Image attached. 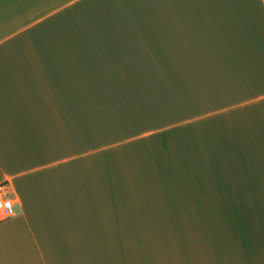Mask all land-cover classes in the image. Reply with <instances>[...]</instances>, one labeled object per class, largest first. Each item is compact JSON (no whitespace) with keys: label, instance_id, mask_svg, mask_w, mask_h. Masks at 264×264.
Masks as SVG:
<instances>
[{"label":"crops","instance_id":"crops-1","mask_svg":"<svg viewBox=\"0 0 264 264\" xmlns=\"http://www.w3.org/2000/svg\"><path fill=\"white\" fill-rule=\"evenodd\" d=\"M0 185V264H264V0H0Z\"/></svg>","mask_w":264,"mask_h":264},{"label":"trees","instance_id":"trees-1","mask_svg":"<svg viewBox=\"0 0 264 264\" xmlns=\"http://www.w3.org/2000/svg\"><path fill=\"white\" fill-rule=\"evenodd\" d=\"M155 61L157 63V60H155ZM152 62H153V60L147 59V58L140 59V60H137V59H135V60L130 59L129 60L130 68L134 67V69H137V67H143V69H140V70L146 71L144 74H138L139 76H137V74L128 76L127 83L130 87V92H129L130 94L129 95L137 94L136 88H138L139 84L142 85V83H140V82H142L144 80L145 81H148V80L151 81L152 74H150V72H152V70H153ZM115 77H116L115 80L121 79L119 76H115ZM167 77L168 76H166V78Z\"/></svg>","mask_w":264,"mask_h":264},{"label":"built area","instance_id":"built-area-1","mask_svg":"<svg viewBox=\"0 0 264 264\" xmlns=\"http://www.w3.org/2000/svg\"><path fill=\"white\" fill-rule=\"evenodd\" d=\"M13 213V203L6 196L4 187L0 185V217L1 219H6L12 216Z\"/></svg>","mask_w":264,"mask_h":264},{"label":"rangeland","instance_id":"rangeland-1","mask_svg":"<svg viewBox=\"0 0 264 264\" xmlns=\"http://www.w3.org/2000/svg\"><path fill=\"white\" fill-rule=\"evenodd\" d=\"M13 211L16 212V213H18V212H17V211H18L17 209H14V208H13Z\"/></svg>","mask_w":264,"mask_h":264}]
</instances>
